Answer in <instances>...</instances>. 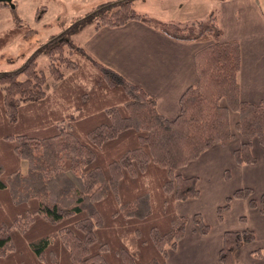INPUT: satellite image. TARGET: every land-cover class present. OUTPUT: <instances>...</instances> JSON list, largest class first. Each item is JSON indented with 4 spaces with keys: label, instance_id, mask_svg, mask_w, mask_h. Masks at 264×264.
Masks as SVG:
<instances>
[{
    "label": "trees",
    "instance_id": "1",
    "mask_svg": "<svg viewBox=\"0 0 264 264\" xmlns=\"http://www.w3.org/2000/svg\"><path fill=\"white\" fill-rule=\"evenodd\" d=\"M94 19L96 28L140 20L172 38L207 43L195 54L198 80L182 94L175 118L161 113L141 85L65 36ZM74 27L0 71V264H166L188 224L176 202L201 194L199 177L180 168L237 135L246 140L234 150L236 161L255 163L253 140L264 145V101L242 99L240 41L222 38L214 11L206 20L166 22L139 13L134 0H113ZM18 29L0 35V46ZM74 48L86 58L74 56ZM40 51L49 58L47 71L39 67ZM253 192L235 189L218 206L219 219L236 198L264 214V192L259 199ZM192 219L203 234L210 231L202 213ZM104 230L109 252L101 248ZM255 239L251 228L226 230L220 264H235L236 251Z\"/></svg>",
    "mask_w": 264,
    "mask_h": 264
},
{
    "label": "crops",
    "instance_id": "2",
    "mask_svg": "<svg viewBox=\"0 0 264 264\" xmlns=\"http://www.w3.org/2000/svg\"><path fill=\"white\" fill-rule=\"evenodd\" d=\"M261 6L259 0H220L215 13L224 30L222 38L240 41L241 97L255 103L264 101V11ZM81 45L92 57L141 85L157 99L161 113L175 118L180 112L182 94L198 80L195 54L207 43L175 39L140 20H131L119 26H95ZM237 120L238 114L232 112L231 125L235 126ZM237 137L240 140L235 144ZM245 140L237 135L230 143L214 145L189 163L194 164L192 170L188 165L180 168L179 172L185 176L199 177L201 194L195 199L176 202L177 211L188 217V224L177 247L169 252L167 264H220L224 232L246 228L255 231L256 239L236 251L235 264H264V214L260 209L251 207L247 199L236 198L221 219L217 212L218 206L224 204L237 187H252L256 199L264 192V145L254 139L253 153L257 161L239 164L234 150ZM226 167L234 168L235 172ZM225 170L230 172L228 181L234 175L238 181L237 187L226 192ZM202 186H206L210 194L207 195ZM197 212L202 213L210 225L206 234L192 219ZM242 215L246 220L241 219ZM258 249L263 250L260 257L253 254Z\"/></svg>",
    "mask_w": 264,
    "mask_h": 264
},
{
    "label": "rangeland",
    "instance_id": "3",
    "mask_svg": "<svg viewBox=\"0 0 264 264\" xmlns=\"http://www.w3.org/2000/svg\"><path fill=\"white\" fill-rule=\"evenodd\" d=\"M108 1L113 0H15V6L10 5L5 7L0 5V35L10 32V29L12 30L13 28L19 30L18 28L21 27L22 30L18 31L15 35H11V38H7L11 40L0 46V71L17 68L23 64L43 42L47 41L53 35L63 32L70 26L74 27L79 18L85 16L99 4ZM217 1L218 4H215ZM219 1L220 0H134V7L139 13L141 12L147 16H153L162 21L191 22L194 20L208 19L211 11L217 14ZM259 2H261V7L264 11V0H259ZM117 8L118 5H115L113 8H109V11H113ZM15 15H17L19 19H17ZM179 18L182 20H179ZM95 26L96 20L94 19L86 22L83 26L74 27V30L66 32L65 36L72 39L77 46L83 47L81 44L89 33L93 31ZM27 28H33V33L24 34L23 32ZM77 51L78 49L75 51L74 56L86 58L85 55L81 54L79 51V53H77ZM37 59L39 67L47 71L49 63L47 54L40 51L38 52ZM85 62L88 64L87 67L89 69L94 68L89 60ZM233 129H235V126H233ZM238 138L239 137H237L235 144L239 142L240 139ZM260 159H262V155ZM224 160H227V158L224 157ZM193 166L194 164H190L188 168L192 170V168H194ZM230 167H226V169L231 170ZM231 171L233 172L234 168H232ZM69 174L78 186L83 188L81 178L76 176L72 171H69ZM214 177L216 179L218 178L217 175ZM224 178L227 180L229 177ZM236 179L234 175L232 180L230 179L231 181L227 180L225 182V192L231 191L238 186V181H235ZM203 180L204 178L202 176V181ZM202 189L206 192L207 188L206 186H202ZM219 189L223 188L219 187ZM206 194L208 195L210 192H206ZM106 235H108L106 231L100 234L102 238L101 248L103 251L109 252V240H107Z\"/></svg>",
    "mask_w": 264,
    "mask_h": 264
},
{
    "label": "flooded vegetation",
    "instance_id": "4",
    "mask_svg": "<svg viewBox=\"0 0 264 264\" xmlns=\"http://www.w3.org/2000/svg\"><path fill=\"white\" fill-rule=\"evenodd\" d=\"M0 5H2V6H5V7H7V6H15V0H11V1H0ZM16 8V7H15ZM15 8H13V9H15Z\"/></svg>",
    "mask_w": 264,
    "mask_h": 264
},
{
    "label": "water",
    "instance_id": "5",
    "mask_svg": "<svg viewBox=\"0 0 264 264\" xmlns=\"http://www.w3.org/2000/svg\"><path fill=\"white\" fill-rule=\"evenodd\" d=\"M0 1H5V0H0ZM6 1H11V0H6Z\"/></svg>",
    "mask_w": 264,
    "mask_h": 264
}]
</instances>
